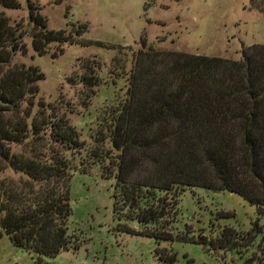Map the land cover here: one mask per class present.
Instances as JSON below:
<instances>
[{"label":"trees","instance_id":"1","mask_svg":"<svg viewBox=\"0 0 264 264\" xmlns=\"http://www.w3.org/2000/svg\"><path fill=\"white\" fill-rule=\"evenodd\" d=\"M27 7L38 55L52 43L60 51L82 43L48 29L35 6ZM20 8L18 0H0V9ZM20 27L0 10V238L41 261L71 242L70 183L75 170H85L75 160L86 144L39 97L40 68L14 61L27 53ZM132 61L126 99L98 117L92 137L99 145L89 155L114 178L116 207L150 225L144 233L156 238L171 237L187 188L237 194L264 216V44L233 60L156 49L143 38ZM95 65L85 63L78 79L92 93L103 83Z\"/></svg>","mask_w":264,"mask_h":264},{"label":"rangeland","instance_id":"2","mask_svg":"<svg viewBox=\"0 0 264 264\" xmlns=\"http://www.w3.org/2000/svg\"><path fill=\"white\" fill-rule=\"evenodd\" d=\"M18 1V10L0 9L23 32L27 53L14 61L44 74L39 97L81 133L86 149L75 165L85 170H75L70 183L67 248L37 261L36 253L3 236L0 264H264V216L239 195L187 188L178 199L171 237L156 238L144 233L150 225L116 207L114 178L89 156L99 145L92 137L98 117L126 99L132 55L143 38L156 49L238 60L244 49L264 44V0ZM28 2L47 19L48 29L65 30L82 43L64 44L62 51L52 43L48 54L38 55ZM85 63L101 67L103 83L93 93L78 82Z\"/></svg>","mask_w":264,"mask_h":264}]
</instances>
